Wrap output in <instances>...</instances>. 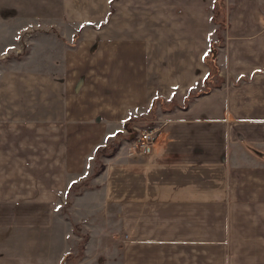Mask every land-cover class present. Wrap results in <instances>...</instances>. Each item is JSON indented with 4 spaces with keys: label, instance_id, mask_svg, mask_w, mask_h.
Here are the masks:
<instances>
[{
    "label": "crops",
    "instance_id": "1",
    "mask_svg": "<svg viewBox=\"0 0 264 264\" xmlns=\"http://www.w3.org/2000/svg\"><path fill=\"white\" fill-rule=\"evenodd\" d=\"M201 2L195 32L183 0H61L66 21L1 65L0 230L49 232L60 263L79 222L86 255L112 249L118 264H264V0H222L223 22ZM219 28L221 83L93 175L135 109L204 86Z\"/></svg>",
    "mask_w": 264,
    "mask_h": 264
},
{
    "label": "rangeland",
    "instance_id": "2",
    "mask_svg": "<svg viewBox=\"0 0 264 264\" xmlns=\"http://www.w3.org/2000/svg\"><path fill=\"white\" fill-rule=\"evenodd\" d=\"M208 1V0H207ZM186 8L185 16L190 22V28H195V32L200 31V26L204 23L208 26L206 18V8L201 0H183ZM61 0H0V67L7 65L9 58L26 54L34 48L33 44L37 43L39 36L47 37L41 32L46 23L53 21H66L60 11ZM224 2H221L223 5ZM180 12H183L181 6ZM199 24V25H198ZM51 31V30H47ZM224 30L219 28L212 33L213 40L217 43L222 42ZM211 38V39H212ZM39 48V47H38ZM26 64V63H24ZM219 77L206 81L200 89L212 87L219 81ZM199 90V89H198ZM193 97L184 100L164 101L157 99L151 105L135 109L134 113L137 118L134 123L144 129L153 125H159L172 117V109L175 106H185ZM121 127V126H120ZM123 128V126L121 127ZM126 131V130H125ZM135 139L128 141V144ZM104 161V156L101 157ZM99 162L96 163V168ZM90 175L79 184L72 185L69 190V197L88 186ZM72 228L76 236L70 237L71 249L66 252L65 257L60 263L62 251L56 246L50 247L48 234L49 232H37L36 234L28 232H12L0 230V264H118L112 258L111 253L96 254L85 253V244L88 238L87 230L82 223L73 222V226L68 223L67 228ZM59 249V253L54 251ZM106 250L109 247L106 244Z\"/></svg>",
    "mask_w": 264,
    "mask_h": 264
},
{
    "label": "trees",
    "instance_id": "3",
    "mask_svg": "<svg viewBox=\"0 0 264 264\" xmlns=\"http://www.w3.org/2000/svg\"><path fill=\"white\" fill-rule=\"evenodd\" d=\"M221 2H222V0H216V3L214 5V12H213L212 17H213V20L216 22H223L225 19V13H224L225 8L223 5H221ZM109 16H110V13L103 20V22L108 21ZM221 24H223V23H221ZM211 44H212L211 49L204 56V60L210 65V71L206 76V81L213 79L214 76L221 78L219 75V66L217 64L216 55H215L217 52L216 41L211 40ZM220 83H221V81L219 79V81L214 85H219ZM214 85H212V86H214ZM210 88L199 89V90L190 92L186 98H189L190 94L195 96V95L205 93ZM172 101H174V100H172ZM135 118H136L135 116L130 114L129 118L123 124V126L126 128L127 131L124 132L122 129L117 130V132H116L117 135L113 140L108 141L103 145H99L96 148V160H97V162H99V166L95 169L93 175L100 173L102 171V169L105 167V163L101 159L102 156H108V157L113 156L116 153V151L119 149V147L122 143V140L124 138H127V139L136 138V135L138 133V129L134 126V123H133V120Z\"/></svg>",
    "mask_w": 264,
    "mask_h": 264
},
{
    "label": "built area",
    "instance_id": "4",
    "mask_svg": "<svg viewBox=\"0 0 264 264\" xmlns=\"http://www.w3.org/2000/svg\"><path fill=\"white\" fill-rule=\"evenodd\" d=\"M138 129V140H140V147L143 152L147 151L152 142L154 141L157 131L159 129L158 125H153L149 128H140L137 127Z\"/></svg>",
    "mask_w": 264,
    "mask_h": 264
}]
</instances>
